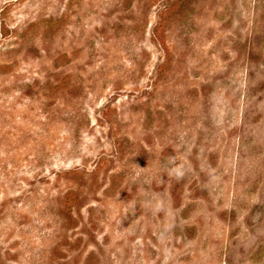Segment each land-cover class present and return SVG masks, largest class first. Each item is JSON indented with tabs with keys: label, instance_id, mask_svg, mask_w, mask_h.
Returning <instances> with one entry per match:
<instances>
[{
	"label": "rangeland",
	"instance_id": "1",
	"mask_svg": "<svg viewBox=\"0 0 264 264\" xmlns=\"http://www.w3.org/2000/svg\"><path fill=\"white\" fill-rule=\"evenodd\" d=\"M0 264H264V0H0Z\"/></svg>",
	"mask_w": 264,
	"mask_h": 264
}]
</instances>
